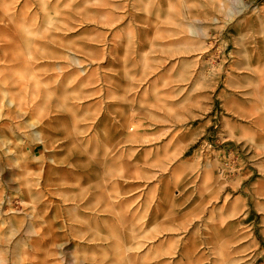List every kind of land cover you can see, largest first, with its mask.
<instances>
[{"label": "rangeland", "instance_id": "374dc122", "mask_svg": "<svg viewBox=\"0 0 264 264\" xmlns=\"http://www.w3.org/2000/svg\"><path fill=\"white\" fill-rule=\"evenodd\" d=\"M0 63V264H264V0H0Z\"/></svg>", "mask_w": 264, "mask_h": 264}, {"label": "bare ground", "instance_id": "6f19581e", "mask_svg": "<svg viewBox=\"0 0 264 264\" xmlns=\"http://www.w3.org/2000/svg\"><path fill=\"white\" fill-rule=\"evenodd\" d=\"M165 9H166V8H165ZM137 16H138V15H137ZM140 18H141V17H140ZM41 27H42V26H41ZM151 28H152V27H151ZM167 30H168V29H167ZM171 30H172V29H171ZM147 31H148V30H147ZM147 31H146V32H147ZM177 41H178V40H177ZM172 42H173V41H172ZM142 44H143V43H142ZM31 55H32V54H31ZM33 56L35 57V55H33ZM36 57H37V56H36ZM35 59H37V58H35ZM24 61H25V60H24ZM78 61H80V59H79ZM10 62H11V61H10ZM17 62H18V61H17ZM22 62H23V60H22ZM30 62H31V61H30ZM81 62H82V61H81ZM15 63H16V61H15ZM70 63H71V62H70ZM75 63H76V62H75ZM5 64H7V62H6ZM9 64H12V63H9ZM23 64H24V63H23ZM0 65H1V63H0ZM7 65H8V64H7ZM12 65H13V64H12ZM19 65H20V63H19ZM19 65H17V67H18ZM9 66H11V65H9ZM15 67H16V65H15ZM5 68L8 69V67H5ZM11 68H13V66H12ZM16 69H17V68H16ZM60 69H63V67L60 68ZM0 70H1V69H0ZM13 70H14V69H13ZM13 70H12V71H13ZM1 71H2V70H1ZM1 71H0V72H1ZM61 71H62V70H61ZM61 71H60V72H61ZM14 72H15V71H14ZM72 72H73V70H72ZM72 72H71V73H72ZM64 73H65V72H64ZM2 74H3V73H2ZM5 74H7V73H5ZM11 74H12V72H11ZM11 74H10V76H11ZM15 74H16V72H15ZM15 74H14V75H15ZM8 75H9V74H8ZM11 77H13V76H11ZM86 77H87V76H86ZM13 78H14V77H13ZM40 78H41V77H40ZM59 79H60V78H59ZM41 80H42V79H41ZM45 80H46V79H45ZM7 85H8V84H7ZM260 91H261V90H260ZM262 93H263V92H262ZM263 100H264V99H263ZM34 102H35V101H34ZM31 104H32V103H31ZM51 106H52V105H51ZM262 106H263V108H264V103H263ZM44 112H45V111H44ZM26 113H27V112H26ZM39 122H40V121H39ZM11 129H12V128H11ZM12 130H13V129H12ZM7 136H8V135H7ZM11 136H13V135H11ZM8 137H9V136H8ZM9 139H10V138H9ZM67 228H69V227H67ZM21 257H22V256H21Z\"/></svg>", "mask_w": 264, "mask_h": 264}]
</instances>
